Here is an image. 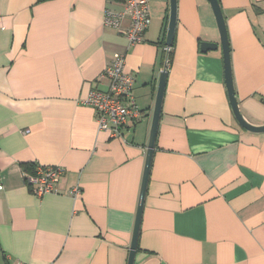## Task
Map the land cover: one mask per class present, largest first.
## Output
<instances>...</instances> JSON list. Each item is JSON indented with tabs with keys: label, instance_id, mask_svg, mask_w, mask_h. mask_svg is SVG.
<instances>
[{
	"label": "crops",
	"instance_id": "obj_1",
	"mask_svg": "<svg viewBox=\"0 0 264 264\" xmlns=\"http://www.w3.org/2000/svg\"><path fill=\"white\" fill-rule=\"evenodd\" d=\"M220 5L240 112L263 126L264 0ZM107 10L124 0H0V264H128L163 72L134 264H264V133L234 116L209 1L177 0L166 71L170 0H150L133 46L104 26ZM116 54L142 112L122 138L84 104ZM23 165L62 167L58 192L36 196Z\"/></svg>",
	"mask_w": 264,
	"mask_h": 264
},
{
	"label": "built area",
	"instance_id": "obj_2",
	"mask_svg": "<svg viewBox=\"0 0 264 264\" xmlns=\"http://www.w3.org/2000/svg\"><path fill=\"white\" fill-rule=\"evenodd\" d=\"M149 2L150 0H124L122 12H105L104 26L115 29L132 46L142 43L150 25ZM125 19L130 22L127 28L123 27ZM164 50L166 71L170 64L172 47L167 45ZM101 79L107 81L108 88L92 90L84 104L95 111L99 131H109L112 138H122L123 130L129 123H136L142 117L133 94L134 78L126 70V55L116 54L112 65L105 69ZM63 175L64 170L60 166H39L35 175L26 173L25 177L32 192L38 197H43L58 192V183ZM0 190H3L2 185ZM80 194V187L70 191L74 198Z\"/></svg>",
	"mask_w": 264,
	"mask_h": 264
},
{
	"label": "water",
	"instance_id": "obj_3",
	"mask_svg": "<svg viewBox=\"0 0 264 264\" xmlns=\"http://www.w3.org/2000/svg\"><path fill=\"white\" fill-rule=\"evenodd\" d=\"M208 1L213 10L215 20L217 23V27L219 30V34H220V46H221L222 53H223V62H224V69H225V83L228 89L229 99H230V103L233 109L234 116L237 122L239 123V125L245 130L252 132V133H257V134L264 133V125L260 127H256L250 124L240 112L238 101L235 96L234 86H233L230 42H229V38L227 34L225 17L222 12L220 0H208ZM176 24H177V0H170V19H169V27H168V34H167V45L168 46H172L173 44ZM217 49H218L217 44L203 43L201 45V51L203 53H206L210 50H217ZM166 79H167V73L163 72L159 79L158 91H157V96H156V101H155V106H154L150 139H149V143L147 147L146 164H145V170H144V175H143L137 217H136L135 227L133 231V238H132V243L130 247L128 264L135 263V256H136V252L138 249L141 220H142L145 198L147 194V187H148V182H149V177H150L153 151L155 149V142L157 138V132H158V127H159V122H160V117H161V106H162V101H163V96H164V91H165Z\"/></svg>",
	"mask_w": 264,
	"mask_h": 264
},
{
	"label": "trees",
	"instance_id": "obj_4",
	"mask_svg": "<svg viewBox=\"0 0 264 264\" xmlns=\"http://www.w3.org/2000/svg\"><path fill=\"white\" fill-rule=\"evenodd\" d=\"M23 169L26 173H30L31 175H35L36 169L33 165H23Z\"/></svg>",
	"mask_w": 264,
	"mask_h": 264
}]
</instances>
